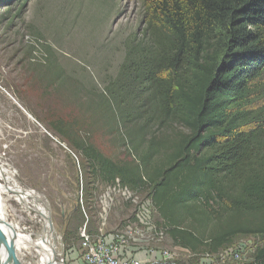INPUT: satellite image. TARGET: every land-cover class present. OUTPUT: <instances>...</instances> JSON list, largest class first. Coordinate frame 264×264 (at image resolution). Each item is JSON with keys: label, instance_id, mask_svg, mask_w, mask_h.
I'll return each instance as SVG.
<instances>
[{"label": "trees", "instance_id": "16d2710c", "mask_svg": "<svg viewBox=\"0 0 264 264\" xmlns=\"http://www.w3.org/2000/svg\"><path fill=\"white\" fill-rule=\"evenodd\" d=\"M31 1L0 0L1 15ZM142 1L141 32L122 41L119 72L97 110L81 123L54 113L45 123L94 181L149 191L158 228L193 256L264 238V0ZM53 76L50 88L71 82ZM99 133H119L128 157H106ZM248 264H264V246Z\"/></svg>", "mask_w": 264, "mask_h": 264}, {"label": "rangeland", "instance_id": "374dc122", "mask_svg": "<svg viewBox=\"0 0 264 264\" xmlns=\"http://www.w3.org/2000/svg\"><path fill=\"white\" fill-rule=\"evenodd\" d=\"M2 12L0 9V169L5 173L0 176V199L4 220L18 233L30 236L29 244L18 248L21 262L39 264L42 253L37 246L47 240L56 264L73 263V253L83 254L80 211L93 238L101 233L109 241L111 234L131 228L140 233L132 242L154 248L155 234L150 227L138 225L137 217L142 203L150 200L149 191L129 189L138 198L136 205L126 201L117 188L104 212L103 197L110 185L94 181L81 156L70 151L68 143L45 123L50 113L79 123L89 119L90 108L96 109L94 103L99 105L100 94L119 72L124 58L122 41L141 24L143 1L33 0L22 9L13 6L8 15ZM60 74L71 82L64 89L59 84L50 88L48 75ZM165 132L167 128L151 130L157 137ZM118 137L119 133H99L94 142L106 157L125 160L127 152L116 142ZM152 222L156 228L161 223L156 210ZM263 246L261 236L238 237L218 254L206 255L211 264H248ZM158 247V251L174 255L163 264H201L204 260V256L195 257L177 247L168 236Z\"/></svg>", "mask_w": 264, "mask_h": 264}, {"label": "built area", "instance_id": "2783aa9c", "mask_svg": "<svg viewBox=\"0 0 264 264\" xmlns=\"http://www.w3.org/2000/svg\"><path fill=\"white\" fill-rule=\"evenodd\" d=\"M123 187V188H122ZM117 188L123 192V196L127 199L126 201H131L132 203L138 205V198L134 197L131 191L121 185V180L116 179L108 187V192L103 197L105 202L103 203V211L106 212L108 205L111 201V196L117 191ZM112 189H114L112 191ZM155 209L152 205L151 200H146L142 203L140 210L138 212V225L143 227H150L151 231L155 234L153 240L154 248L148 245H136L131 240L138 234V230H132L124 233L111 234L112 238L108 241L101 233L99 237L93 238L87 233L86 225L81 230L82 237V249L83 254L81 259L84 264H163L164 260L173 259L174 255H169L167 252L158 251V244L161 245L162 241L165 239V233L160 230L157 226L154 227L152 222V211ZM146 252V255H142ZM148 253L151 255L148 257ZM176 258V257H175ZM174 258V260H175ZM204 260L208 264H211V257L209 255H204ZM64 263V260H62Z\"/></svg>", "mask_w": 264, "mask_h": 264}, {"label": "water", "instance_id": "95a60500", "mask_svg": "<svg viewBox=\"0 0 264 264\" xmlns=\"http://www.w3.org/2000/svg\"><path fill=\"white\" fill-rule=\"evenodd\" d=\"M50 225L54 231L52 223ZM20 237L11 224L0 218V264H23L18 256Z\"/></svg>", "mask_w": 264, "mask_h": 264}, {"label": "bare ground", "instance_id": "6f19581e", "mask_svg": "<svg viewBox=\"0 0 264 264\" xmlns=\"http://www.w3.org/2000/svg\"><path fill=\"white\" fill-rule=\"evenodd\" d=\"M4 173H5V171L2 170V169H0V176L2 174H4ZM2 190H3V187L0 185V193L2 192ZM16 190H19V189H16ZM16 193H20V191H16ZM19 196L20 197L22 196L21 193L19 194ZM2 204H3L2 203V200L0 199V218L1 219H5L4 218V215L2 213L4 211ZM28 237H30V236L29 235H26V234H21V237L19 239V241H20L19 246L26 247L29 244ZM46 241L47 240H44L45 243L43 241H42L43 243H38L40 245V247L37 246L39 252L42 253V257L40 259V263L39 264H56L55 261H54V256H55L54 255V249L52 248V245L51 244H49V246H50L49 247L47 245ZM38 244H36V245H38ZM47 253H49V254L47 255Z\"/></svg>", "mask_w": 264, "mask_h": 264}, {"label": "crops", "instance_id": "0c3cea01", "mask_svg": "<svg viewBox=\"0 0 264 264\" xmlns=\"http://www.w3.org/2000/svg\"><path fill=\"white\" fill-rule=\"evenodd\" d=\"M72 255H73V257H72L71 261H73V263H71V264H84L80 255H76L74 253Z\"/></svg>", "mask_w": 264, "mask_h": 264}, {"label": "flooded vegetation", "instance_id": "af4514ba", "mask_svg": "<svg viewBox=\"0 0 264 264\" xmlns=\"http://www.w3.org/2000/svg\"><path fill=\"white\" fill-rule=\"evenodd\" d=\"M48 228V227H47Z\"/></svg>", "mask_w": 264, "mask_h": 264}]
</instances>
